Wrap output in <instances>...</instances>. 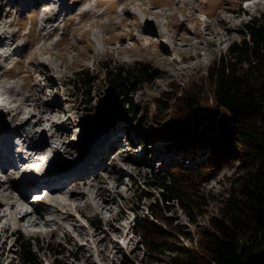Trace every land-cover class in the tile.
Segmentation results:
<instances>
[{"label": "rangeland", "instance_id": "rangeland-1", "mask_svg": "<svg viewBox=\"0 0 264 264\" xmlns=\"http://www.w3.org/2000/svg\"><path fill=\"white\" fill-rule=\"evenodd\" d=\"M261 13L264 0H0V28L5 29L0 32V142L11 134L8 141L16 148V162L0 158V184L10 179L27 190L23 208L36 209L33 218L41 223L35 228L29 221L20 224V209H0V264H22V238L32 240L43 264H164L171 253L151 251L135 223L138 216L151 218L170 230L175 242L193 247L200 230L221 215L240 174L228 162L211 169L208 135L185 148L169 140L179 100L197 94L216 110L210 68L229 56L230 47L244 39V25ZM137 63L152 74L130 95L143 124L110 108L119 103L118 94L105 81L107 68ZM86 73L90 77L81 80ZM37 140L51 155L39 158ZM20 147L27 151L19 152ZM60 153L70 161L68 169L79 168L65 186H83L98 202L91 208H76L83 200L70 206V192L47 187L57 175L53 165ZM32 156L41 160L32 166L37 171L16 175V167ZM178 166L202 172L187 183L189 193L181 198L163 191L154 177ZM101 186L107 190L98 191ZM7 193L4 201L12 202L13 192ZM6 222L20 229L3 232Z\"/></svg>", "mask_w": 264, "mask_h": 264}, {"label": "trees", "instance_id": "trees-1", "mask_svg": "<svg viewBox=\"0 0 264 264\" xmlns=\"http://www.w3.org/2000/svg\"><path fill=\"white\" fill-rule=\"evenodd\" d=\"M242 34L244 39L230 47L229 56L222 55L210 68L216 110L203 105L201 96L186 93L179 100L178 120L169 138L179 140L176 148H185L208 135L205 144L214 154L207 162L211 169L228 162L237 165L240 176L221 215L200 230L193 247L175 242L171 231L151 218L137 217L135 223L151 251L171 253L164 264H264V13L251 18ZM107 70L105 81L119 100L110 108L124 110L141 122L130 95L152 74L142 63ZM201 175L200 167L178 166L155 172L154 177L163 191L181 198L189 193L187 183ZM20 241L22 264H43L32 240Z\"/></svg>", "mask_w": 264, "mask_h": 264}, {"label": "bare ground", "instance_id": "bare-ground-1", "mask_svg": "<svg viewBox=\"0 0 264 264\" xmlns=\"http://www.w3.org/2000/svg\"><path fill=\"white\" fill-rule=\"evenodd\" d=\"M142 24H145V25H143V26H145L147 29H149V28H151L150 27V25H148V24H146L145 22H143ZM147 31H149V30H147ZM170 45V44H169ZM168 51H170L169 50V48H168ZM168 51H167V49H164L163 50V52L164 53H168ZM30 114V113H29ZM30 116V115H29ZM26 117V119L25 120H27V124L32 120V117ZM38 120V119H37ZM36 120V121H37ZM40 122V121H39ZM38 122V123H39ZM34 123V122H33ZM37 123V124H38ZM26 124H24V125H18V126H16L18 129H22L24 126H25ZM32 126V125H31ZM49 126V125H48ZM33 127V126H32ZM37 127V126H36ZM27 129V128H26ZM29 129L30 128H28V132H29ZM34 129V128H33ZM37 129V128H36ZM31 130V129H30ZM13 133H15L14 132V130H11ZM34 131V130H33ZM50 131H51V129H50ZM31 132V131H30ZM32 133V132H31ZM34 135V134H33ZM17 136V135H16ZM21 136H22V134H21ZM26 137H27V135H26ZM33 137H35V136H32V138ZM12 138V136H11V134H9V136L7 137V135H2V137H1V139H2V142H0V158H3L5 161H6V163L7 164H11L12 163V161H15L16 162V159H15V157L13 156V151H15V149L16 148H14V144H13V140H11L10 142L11 143H9V139H11ZM14 138H15V136H14ZM18 138V137H17ZM30 138V137H29ZM32 140H36V138H34V139H32ZM15 142V141H14ZM17 142V141H16ZM20 142V141H19ZM36 143H40L39 144V146L42 148V151L40 150V154L41 155H39V158H42V157H44V156H47V153H45L46 151L45 150H47V149H45L44 150V148H43V143H41V141L40 140H37V141H35ZM21 144V143H20ZM27 143H25L22 147L24 148L25 147V145H26ZM29 146L31 147V146H35V145H32V144H30L29 143ZM13 147V148H12ZM22 147H20V148H22ZM22 148V149H23ZM26 148V147H25ZM24 148V149H25ZM28 148V147H27ZM57 148V147H56ZM59 148V147H58ZM57 148V149H58ZM18 149V148H17ZM21 149V150H22ZM32 150V149H31ZM34 150V149H33ZM17 151V150H16ZM24 151H27V150H24ZM56 151V150H55ZM35 152V151H34ZM39 153V152H38ZM37 153V154H38ZM57 153V152H56ZM25 154V153H24ZM26 154H29V153H26ZM37 154H36V156H37ZM31 155H33V154H31ZM57 155V154H56ZM36 156H32V157H30V159L28 160V161H25V163H23L22 164V167H16V169L18 170L17 171V173H16V175L19 173V172H21V170H24V171H28V170H36L37 171V169L36 168H38V167H32L33 165H38L39 164V162L41 161L40 159H36ZM49 156V155H48ZM47 156V157H48ZM25 157V156H24ZM55 158H56V160H57V163L56 164H54L53 165V168H54V172H55V174H57V175H55L54 176V178H53V180H50V182L48 183V188L51 190V191H58V192H70L71 194H72V198H70V200L68 201V205H70V206H72L73 204H74V206H75V204H77L76 202L78 201V200H83V201H85V203H84V205H80V204H78V205H76V208H78V209H80V210H83V208H86V209H89V208H91L92 206H94V204L95 203H98V202H93V200L90 198V197H88L87 195V193H86V190L84 189V187L83 186H79V185H77V186H75L74 187V189L73 190H71L70 188H71V186L73 185V184H70V185H68V186H65V184L66 183H68L70 180H69V178L68 177H70V175L73 173V174H76L75 172H77L78 170H79V168H78V166H77V168L76 169H74V171H73V168H69L68 169V166L70 165V161L68 162V160H67V158L65 159V157L62 155V153H60V154H58V156H55ZM61 159V160H60ZM50 160V161H49ZM52 158L51 157H49V159H48V163L46 162V164H48V165H51L52 164ZM55 160V159H54ZM83 160H84V158H82V160H80L81 161V163L79 164V166L83 163ZM20 162V161H19ZM41 163V162H40ZM45 164V167L47 166ZM32 167V168H31ZM121 168V167H120ZM6 169H8V168H6ZM44 169V168H43ZM125 169V168H124ZM39 170H40V168H39ZM120 171V170H119ZM22 173V172H21ZM37 173V172H36ZM35 173V174H36ZM40 173V172H39ZM65 174H68L67 175V177H65ZM84 174H87V172L86 173H84ZM84 174H82L81 176H83ZM37 175H39V174H37ZM36 175V176H37ZM115 175V174H114ZM117 175V174H116ZM120 175V174H119ZM31 178V177H30ZM71 178V177H70ZM95 178V177H94ZM107 178V177H106ZM111 178V177H110ZM117 178V177H116ZM87 179V178H86ZM96 179V178H95ZM97 179H99L98 177H97ZM104 179V178H103ZM113 180H114V178H112ZM112 181V180H111ZM13 182V180H10L9 179V181L8 182H2V184H0V186L2 187V191H4V193H2V192H0V209H3L5 206L6 207H8V210H10V211H16L17 209H18V211H19V209H20V215L19 216H17V221L20 223V224H22V223H25V222H27V221H29L30 222V225L33 227V228H35V227H37V226H40V222L39 221H37V220H34V218H33V215L34 214H36V209H34V210H32L31 209V207H29L30 209H26L25 207V209L23 208V204H24V198H26V195L28 196V191L27 190H24L23 189V187L22 188H20L19 186H16L14 183H12ZM101 182V181H100ZM105 182V181H104ZM108 182V181H107ZM3 183L4 184H6V185H3ZM83 183V182H82ZM89 183V182H88ZM92 183V182H91ZM97 184V183H96ZM91 185V184H90ZM98 185V184H97ZM5 186V188H3ZM92 186V185H91ZM104 186H105V184H104ZM27 188L29 187V186H26ZM97 187V186H96ZM115 187V186H114ZM89 188V187H88ZM106 188V187H105ZM93 189V188H92ZM89 190L92 192V190L89 188ZM107 190V189H106ZM105 189H104V187L103 186H101L100 188H99V190L98 191H106ZM17 191H19V194L17 193ZM93 191H94V189H93ZM96 191V190H95ZM7 192H13V194H12V197H10V199L12 200V202H6V199H7V197H6V199H5V201H4V196H5V194H7L8 195V193ZM90 192V193H91ZM46 193V192H45ZM107 193V192H106ZM110 193V192H109ZM51 194H53V193H51ZM91 194H93V193H91ZM37 195H39V194H37ZM43 195V194H42ZM59 195V194H58ZM58 195H56V198H58ZM63 195V194H62ZM9 196V195H8ZM11 196V195H10ZM36 196V195H35ZM40 196V195H39ZM44 196V195H43ZM46 196V195H45ZM52 196H55V195H52ZM69 196H70V194H69ZM38 197V196H37ZM37 197H35V198H37ZM60 197V196H59ZM54 198V197H53ZM62 198H64V197H62ZM66 198V197H65ZM94 198V197H93ZM9 199V198H8ZM44 199H46V197L44 198ZM49 199H51L50 197H49ZM95 199V198H94ZM107 199V198H106ZM33 200H34V198H33ZM57 200V199H56ZM59 200V199H58ZM65 200V199H64ZM99 200V199H98ZM27 201V200H26ZM35 201H37V200H35ZM50 201V200H49ZM54 200H52V201H50V202H53ZM62 201H63V199H62ZM67 200H65V201H63V202H66ZM102 201V200H101ZM45 202H48L47 200L45 201ZM55 202V201H54ZM60 201H58V204H60L59 203ZM100 202V201H99ZM78 203H79V201H78ZM102 203V202H101ZM25 204H27V203H25ZM49 204V203H48ZM53 204V203H52ZM32 205V204H31ZM67 205V206H68ZM30 206V205H29ZM36 206V205H35ZM62 206L63 205H60V207L62 208ZM64 206H65V204H64ZM99 206H101V205H99ZM26 207H28V206H26ZM53 207V206H52ZM69 207V206H68ZM35 208V207H34ZM55 208V207H54ZM61 208H59V209H61ZM97 208H98V205H97ZM103 208V207H102ZM52 209V208H51ZM69 209V208H68ZM71 209V208H70ZM50 210V209H49ZM55 211H56V209H55ZM65 211V210H64ZM68 211V210H67ZM103 212V211H102ZM51 213V212H50ZM55 213V212H54ZM67 213V212H66ZM65 213V214H66ZM70 213V212H69ZM100 213V211H98L96 214H97V216H98V214ZM48 214V213H47ZM56 214V213H55ZM58 214V213H57ZM85 214V213H84ZM102 214V213H101ZM11 215H13V216H16V212H13ZM79 215V214H78ZM69 216V215H68ZM73 216H74V214H73ZM55 217V216H54ZM53 217V218H54ZM64 217V216H63ZM61 218V217H60ZM65 219V218H64ZM2 220H4V216H0V221H2ZM50 223V222H49ZM50 224H52V223H50ZM54 224V223H53ZM2 226V225H1ZM13 226L15 227L14 229V233L17 231L16 229H20V227L19 226H17L16 224H14V223H8V222H6L5 223V226L3 227V229H2V231L4 232V231H6V232H8V231H11L12 230V228H13ZM61 226V225H60ZM2 228V227H1Z\"/></svg>", "mask_w": 264, "mask_h": 264}, {"label": "clouds", "instance_id": "clouds-1", "mask_svg": "<svg viewBox=\"0 0 264 264\" xmlns=\"http://www.w3.org/2000/svg\"><path fill=\"white\" fill-rule=\"evenodd\" d=\"M8 31H14L15 29H7ZM5 31L4 28H0V32ZM59 146V140H57V143L54 144V147H58ZM49 155H51V152L49 151L48 153Z\"/></svg>", "mask_w": 264, "mask_h": 264}]
</instances>
